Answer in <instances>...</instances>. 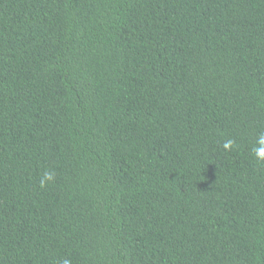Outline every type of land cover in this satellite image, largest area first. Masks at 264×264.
<instances>
[{"label":"trees","instance_id":"obj_1","mask_svg":"<svg viewBox=\"0 0 264 264\" xmlns=\"http://www.w3.org/2000/svg\"><path fill=\"white\" fill-rule=\"evenodd\" d=\"M261 132L264 0H0V264H264Z\"/></svg>","mask_w":264,"mask_h":264},{"label":"clouds","instance_id":"obj_2","mask_svg":"<svg viewBox=\"0 0 264 264\" xmlns=\"http://www.w3.org/2000/svg\"><path fill=\"white\" fill-rule=\"evenodd\" d=\"M234 144V141L232 139H229L223 143V148L225 150H228L232 147ZM257 147L253 148V154L258 159H264V132H261L260 135L257 138ZM55 178V173L53 170L45 169L40 177L39 180V186L45 187L48 183L52 182ZM62 264H70L69 260H63Z\"/></svg>","mask_w":264,"mask_h":264}]
</instances>
